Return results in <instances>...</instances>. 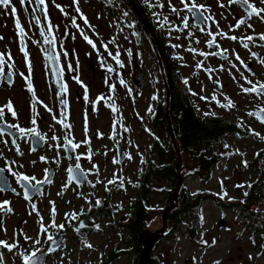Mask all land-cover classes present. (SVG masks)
Instances as JSON below:
<instances>
[{"label":"flooded vegetation","instance_id":"obj_1","mask_svg":"<svg viewBox=\"0 0 264 264\" xmlns=\"http://www.w3.org/2000/svg\"><path fill=\"white\" fill-rule=\"evenodd\" d=\"M150 2L154 5L153 7H148L145 0H79L80 12H77V5L73 3V0H46L48 20L43 19V13L41 12H37L36 15L41 17V26H46L48 21L54 26L53 34L57 37L55 54H58V62H53L46 59L47 53L43 51L44 48L50 49L51 46L43 44V38L39 35L40 26L33 25L31 28L29 27L32 20L30 13L34 5H26L29 9L26 13L19 5L18 0H13V4L18 9L21 23L28 33L25 43L32 65L31 83L35 96L27 90L26 81L20 75V73H23L24 76H28V67L25 63V57L20 51V39L14 26V18L10 13H6L5 10L0 8V37H3V39H0V53H10L12 57V60L9 61L5 56L3 75L0 76V107L11 101L16 112V116L13 117L5 109L4 121L0 122V129H3L5 133L3 137H0V153H2L0 168L6 169L11 166L13 171L35 176L37 180H43L45 169H48L49 179L51 180V183L38 186L39 193L29 188L30 199H25L22 185L27 186V183L22 181L18 184L15 177L7 170L0 173V188L5 189V191H0V202L9 201L6 207L11 208L10 212L0 211V240L18 244V247L12 251L0 247L4 264H8L6 261L8 258L11 260V264H23L19 253L31 252L34 248L41 249L42 252L48 251L50 242L45 243L46 237L42 241V246L40 244L34 246L31 244L23 245L29 242V240L24 239V235L27 234H24L23 225L31 223V215L35 211L33 205L45 193V190H50L56 185L58 190H71L72 186L79 188L89 186V188H93V183L90 180L89 182L84 181L81 185L68 181L67 170L74 167L77 162L72 163L74 150L69 149L66 152L64 147H55L57 144L63 145L65 143L64 134L68 130L58 124L53 117L56 116L59 119L61 118L59 115L61 112L67 114L66 122L71 125V138H73L70 99L85 100V88L87 89L88 99L92 96V86L87 81L88 73L98 69L103 76L114 73L115 79L121 80L123 68L116 64L115 60L109 56V52L116 55L118 51L119 59L122 62L123 56L130 58L129 52L133 56L138 54L137 58L141 59L140 50L142 48L147 47L148 50L146 51L149 54L153 50L159 70L156 80L162 83L163 97L157 96L152 112L155 111L159 99L164 100L165 107V83H167L169 90L170 84H172L174 94L186 92L192 96V93H194L193 86L203 87L201 85L202 80H207L209 83L208 94L215 107L218 106L212 99L213 96L222 103H226L224 96L230 97L235 104V107L231 109L224 108L226 112L228 111L231 114L229 119L219 116L224 122L232 123L237 127L238 131H233L231 134L236 136L245 135L249 119L258 127H264V123H261L259 119L247 114L250 111L260 112L261 109H264V95L245 94L241 92L240 88L241 84L250 87L241 77V73L254 83L257 81L264 83V65L259 63V60L264 58V47L260 46L264 42L258 39L249 42V48L251 49L249 51V49L242 47L240 40L234 41L223 36H217L216 39L220 48L228 50L229 59L226 60L220 56H208L205 59L203 56L194 55L187 51L189 47L203 52L214 50V48L210 49L206 45V40L210 37L206 35V32H201L199 27L195 26L199 22L186 9L181 11L179 15L173 13L168 0H160V3L164 5L162 8L155 6L156 0H150ZM188 2L190 3L191 0H188ZM195 2L206 5L209 9L207 14L212 15L215 21L218 22L219 29L212 21H208L210 30L213 33L219 30L229 36L235 35L237 37L258 36V34L264 33V21L255 16L248 20L252 28L246 26L234 28L237 20L245 16L244 8L240 5L228 6V0H221L225 4V7L221 8L218 0H195ZM253 2L257 7H264L260 0H253ZM171 3L177 9H183L180 0H171ZM56 5H60L64 11L62 12ZM153 13H159L160 20L167 17L169 23L161 28L157 16H154ZM184 17L188 18V28L183 26L182 20ZM84 18L87 19V23L84 22ZM73 19L75 24L79 25V28L73 25ZM200 26L203 27L204 25ZM177 28L180 30H175ZM230 28L234 30L230 31ZM80 29H83L84 33L96 44L95 49L83 39ZM33 40H38L41 43L37 45L33 43ZM197 40L199 43L196 42ZM105 44L108 46V51H105L103 47ZM173 45H180V47H173ZM64 52L67 53L66 57L63 55ZM233 52L239 54L251 69V73L255 75H251L239 61L235 60V56L231 55ZM252 52L257 54L256 57L251 55ZM177 57H183V59H177ZM202 60L204 61V68L213 69L214 71L207 72L204 68H198L196 65ZM229 60L236 64V68L231 67ZM101 61H103V66ZM77 63L79 64L78 68ZM9 64L12 65L11 68ZM69 64L74 71L69 70ZM221 65H223V70H221ZM109 67H113L114 71L109 72ZM53 69L56 71L62 70L59 78L54 74ZM8 73H11V75L9 76ZM75 77H78L79 82ZM185 79L188 81L187 85L184 83ZM133 83L137 91L141 92L144 86L141 75H138V79L134 80ZM62 86H66V90L62 91ZM115 89L116 87L112 91L114 92ZM127 91L128 93L132 92V89L128 86ZM61 98L67 101L66 106L60 103ZM45 105H47V108H45ZM48 109L52 111L50 112ZM261 115L264 114L261 112ZM33 117L37 120L36 125L31 124ZM241 121L243 127L238 126ZM8 124H18L24 128L35 127L44 136V140L37 141L34 137H20L14 129L8 128ZM53 134L58 137V140L53 141L51 139ZM5 140L7 144L2 142ZM261 140L264 141V137H261ZM117 143L118 141L115 143L117 158L119 155L118 146H120V151L124 152V159L120 162L122 163L127 158V152L121 149V144ZM262 151L263 149L257 150L256 154ZM40 157H45V160H41ZM12 161L16 163L12 164ZM257 169L259 175L255 180V186H252L251 189L245 187L243 190H261L264 167L259 161H257ZM84 170L88 176L90 174L89 170ZM65 184H67V187H65ZM12 189H15V191H12ZM78 196H81V194L79 193ZM107 197L104 199H108ZM109 211L108 208L104 214L99 216H110ZM86 215L91 216V222L80 228L78 222ZM96 217L98 216L95 210L90 213L80 211L77 219L73 220L71 224L62 223L65 225L63 230L49 229V234L55 236L63 234V241L60 244L61 246L56 251L48 253V256L60 251L66 241L70 239L67 232L68 225L70 229L73 228L75 232L82 235L89 230ZM77 228H80V230L77 231ZM27 236L30 237V235Z\"/></svg>","mask_w":264,"mask_h":264},{"label":"rangeland","instance_id":"obj_2","mask_svg":"<svg viewBox=\"0 0 264 264\" xmlns=\"http://www.w3.org/2000/svg\"><path fill=\"white\" fill-rule=\"evenodd\" d=\"M146 50L147 47L140 50L141 59L137 58L138 54L133 56L131 53L130 58L123 56L121 79L125 81L124 85L120 84L119 79H115L114 73L103 76L95 69L93 72L90 71L87 77L92 86V96L87 101L70 99L74 142L88 141L81 143L80 147L74 150L72 163L77 162L76 155H81L80 166L91 170L88 177L95 186L93 188L72 186L71 190H58L56 185L50 190H45L35 204V211L31 215L32 224L23 225L24 234L30 235L33 239H40V246L43 245L45 236L38 235L40 218H43L45 225L50 223L53 207L50 202H54L57 224L63 222L71 224L73 220L66 219V213L78 215L80 211L90 213L98 207L95 206L96 200L101 202L107 196H110L107 198L116 208L114 207L110 216L96 217L89 230L82 235L73 228L70 229L68 225L70 239L60 251L48 256L46 264H139L134 262L136 251L125 225L128 222L125 216L129 213L130 204L139 194L136 183L139 182V172L144 169L145 160L150 154L154 133L162 134L163 137L168 134L164 126L155 127L151 118L152 111H149V108L152 110L154 108L153 96L162 98L163 90L162 83L156 80L159 70L153 50L150 54ZM138 75H141L144 81L141 92L137 91L133 83L138 79ZM109 85L116 87L114 92L110 90ZM201 85L203 87L193 86L197 95H190L199 107L198 114L211 112L229 119L230 112L215 107L212 103L208 94V81L202 80ZM128 86L132 92L128 93ZM102 95L105 98L111 97L107 103L114 102L117 112L114 113L111 107L106 106L105 100L96 103L95 110L93 109L92 102ZM201 96L208 99L202 100ZM114 120L118 121L115 133ZM248 122L245 135H225L221 141L215 143L214 147L221 157L206 181L190 175L189 169L194 163L183 154L180 170L183 182L180 190L185 185V190L190 193L202 189L210 195L195 213L197 217L195 235H190L182 229L167 235L169 230L167 219L164 236L152 250L153 264H216V262L264 264V249L259 247L257 238L251 229L246 227V222L252 221V210L262 208V200L248 204L240 197L245 187L251 189L255 186V180L259 175L256 152L264 149V141L261 140V137H264V127H258L251 119ZM255 133H259V136ZM113 135L115 139L110 138ZM117 141L122 145L121 149L127 152V158L122 163L113 162L117 158L115 145ZM225 145L229 147L226 148ZM89 154L91 160L86 158ZM243 161H247V166ZM259 163L264 164V158ZM93 165L97 166L98 174ZM114 173L123 180L122 187L119 186V180L115 184L108 183L114 179ZM166 185L165 179H157L152 182L147 192L146 218L147 228L150 230H155L162 224L161 213L166 204L163 188ZM79 193L81 196H78ZM241 203L245 204V209L241 208ZM222 218L226 222L225 226L219 225ZM201 241L208 243L205 245ZM29 244L34 246L33 240L23 245ZM88 244L92 247H87ZM126 251L129 252L121 253ZM6 261L11 264L9 258Z\"/></svg>","mask_w":264,"mask_h":264},{"label":"snow or ice","instance_id":"obj_3","mask_svg":"<svg viewBox=\"0 0 264 264\" xmlns=\"http://www.w3.org/2000/svg\"><path fill=\"white\" fill-rule=\"evenodd\" d=\"M19 5L24 9V11L26 13H28L29 9L26 5H34L32 7V11L30 13V15L32 16V20L29 23V27L31 28L33 25L35 26H40L39 27V35L40 37L43 38V44L45 45H50V49L49 48H44L43 51L45 53H47L46 59L51 60L53 62H58V54H55V48H56V41H57V37L53 34V30H54V26L51 24L50 21H48V23L46 24V26H41V17L37 16L36 13L37 12H41L43 13V19L45 21L48 20V10H47V4H46V0H18ZM146 4L148 5V7H153L154 5L150 2V0H145ZM181 4L183 5V9H177L175 6L172 5L171 0H168V4L169 7L171 9V11L173 13H176L177 15L180 14L181 11H183L184 9L187 10L188 13L191 14L192 17H194L199 23L197 25H195L196 27H199V30L201 32H206V35L208 37H210V39L206 40V45L208 46V48L212 49L214 48V50L210 51V52H203V51H199L195 48L189 47L187 49V51H189L190 53L196 55H200L203 56L205 59L208 58V56H220L226 60L229 59V54H228V50L227 49H221L220 45L217 43V36H223L227 39L230 40H240L241 45L243 48L245 49H249V51H251V49L249 48V42H254L256 39H258L261 42H264V33H260L258 34V36H253V35H247L245 37H237L235 35L229 36L227 33H224L223 31H217L215 33H213L210 30V26L208 25V21H212L213 24L216 25L217 29H219V25L218 22L215 21L214 17L212 15L207 14L209 12V9L206 5L203 4H197L195 2V0H191V2L189 3L188 0H180ZM73 3L77 5L76 7V11L80 12V9L78 7V3L79 0H73ZM261 4H264V0H260ZM218 4L219 7L224 8L225 4L221 2V0H218ZM231 5H240L241 7L244 8L245 11V16L241 17L240 19L237 20L236 25L234 26V28H240L241 26H246L247 28H252V25L250 23H248V20H250L253 16L258 17L261 21H264V7H257L255 5V3L253 2V0H228V6ZM58 8H60V10L63 12L64 9L60 7V5H56ZM155 6H159V7H163L164 5L162 3H160V0H156V5ZM0 8H2L3 10H5L6 13H10L12 15V17L14 18V26L17 30V35L20 39V51L23 53L24 57H25V63L28 67V76H24L23 73H20V75L25 79L26 84H27V90L33 94V96H35L34 93V89L31 83V74H32V65H31V60L29 57V52L26 50L27 46L25 43V39L28 37V33L25 31V28L23 27L20 17L18 15V9L17 7L13 4V0H0ZM65 15H67V13H65ZM125 15H127V13H125ZM154 16H157L158 18V23L160 25L161 28L165 27V25H167L169 23L168 18L164 17L163 20L159 19V13H153ZM84 22L87 23V19L84 18ZM183 26L184 28H188L189 24H188V18L184 17L182 20ZM73 25L77 28H79V25L75 24V20L73 19ZM200 25H204L203 27H201ZM177 31H179L180 29L177 28L175 29ZM234 30L230 28V31ZM80 33L81 36L83 37V39L89 44L91 45L94 49L97 47L96 44L93 42L92 39L89 38V36L87 34L84 33L83 29H80ZM0 39H3V37H0ZM197 43H199V41H196ZM33 43L39 45L41 42L38 40H33ZM260 46L264 47V43H262ZM105 51H108V46L105 44L104 46ZM173 47H180V45H173ZM109 56L112 57L113 60H115L116 64L119 65L120 67H124L123 63L120 61L119 59V52L117 51L116 55H113L111 52L108 53ZM63 55L66 57L67 53L64 52ZM129 55H131V52H129ZM231 55L235 56V60L239 61V63L241 65H243L244 69L247 70L248 72L251 73V69L248 67V65L241 59V57L239 56L238 53H231ZM251 55L253 57H256V53L252 52ZM5 56H7V60H12L11 54L10 53H0V76L3 75V68H4V64H5ZM177 59H183V57H177ZM102 66H103V61H101ZM229 63H231V67L232 68H236V64L232 63L231 60H229ZM259 63H261L262 65H264V58H261L259 60ZM198 68H204V61H199L196 65ZM9 67L11 68L12 65L9 64ZM79 67V64L77 63V68ZM221 70H223V65L220 66ZM68 68L70 71H74V69H72V66L69 64ZM205 71L207 72H212L214 71L213 69H209V68H204ZM239 70V69H237ZM62 71V70H61ZM61 71H56L55 69H53L54 74L59 78V76L61 75ZM109 72L114 71L113 68L109 67L108 68ZM8 75L10 76L11 73H8ZM251 75H255L254 73H251ZM241 77L244 79L245 83L250 85V87H245L243 84L240 85L241 88V92L245 93V94H249V93H254L256 95H264V83L262 82H253L251 79H249L248 77H245L243 75V73H241ZM75 79L78 80V77H75ZM184 83L187 85L188 81L185 79ZM217 83H219V81H217ZM120 84L124 85L125 81L123 79L120 80ZM110 90H114L115 86L114 85H109ZM222 87V85H221ZM66 90V86H62V91ZM192 95H197V93H192ZM156 96H153V99H156ZM88 97H87V89L85 88V100L87 101ZM200 99L202 100H207L208 97L205 96H201ZM212 99L216 102L218 107L221 108H225V109H231L233 107H235L234 102L231 100L230 97L224 96V100L226 101V103H222L220 100L216 99L215 96L212 97ZM101 100H105L106 102V106L111 107L112 111L115 113L118 111V109L116 108L114 102L112 104H108V100H111V97H107L105 98L103 95L98 97L96 101L92 102L93 103V109L95 110V104L98 103ZM39 102V101H38ZM42 103V102H39ZM60 103L62 105H67V101L64 100L63 98H61ZM45 108H47V105H45ZM5 109H7V111L9 113H11V115L13 117L16 116V112L13 109V105L12 102L9 101L5 106L0 107V122L4 121L5 118ZM48 111H52L51 109H48ZM149 111L151 112L152 109L149 108ZM261 112H264V109H261L260 112H248L247 114L249 116H255L257 119L260 120L261 123H264V115H261ZM206 116L207 115H215V113H211V112H206L204 113ZM38 115V113H37ZM61 118H57L56 116L53 117L54 120H56V122L58 124H61L62 127L64 129H67L68 132H66L64 134V141L65 143L63 145H55V147L59 148V147H64L65 151L67 152L69 149L71 150H75L78 149L81 145V143H88L87 140L85 141H81V142H74V139L71 138V125L69 123L66 122L67 120V114L65 112H61L60 114ZM118 123V121H113V131L115 133V127L116 124ZM31 124L32 125H36L37 124V120L35 117H33L31 119ZM239 127H243V122L241 121L240 124H238ZM8 128L10 129H14L20 137H34L36 138L37 141H43L44 140V136H42L35 127L32 128H24L19 126L18 124H8ZM250 130V129H249ZM125 131H127V129H125ZM251 131V130H250ZM5 135L3 129H0V137H3ZM9 135H11V133H9ZM255 135L259 136V133H255ZM112 139H115V135H113L112 137H110ZM51 139L53 141L58 140V137L53 134ZM3 143L7 144V141H2ZM13 143H15V141H13ZM225 147H229L228 145H225ZM35 150V149H33ZM90 151V150H89ZM238 151V150H237ZM0 156H2V153H0ZM87 159L91 160V155L89 154L87 157ZM131 158V157H129ZM41 160H45V157H40ZM77 163L75 164V169L73 168H69L68 171V181L69 182H73L76 181V176L74 175V171L75 170H80L81 166H80V159H81V155H76L75 157ZM114 163L117 162L115 159L113 161ZM143 162V160L141 161ZM12 164H15V161L11 162ZM35 163V162H33ZM244 165L247 166V161H243ZM22 167V165H21ZM94 169H97L96 165H93ZM5 170H7L9 173H11V175L13 177H15L16 182L19 184L22 181L27 183V186H23L24 187V198L25 199H30V194H29V188L35 190L37 193L40 192L38 185L44 184V183H51V180L49 179V170L45 169V177L43 180H37L35 176H28L25 175L23 173H19L16 171H13L11 166H8L6 169L5 168H0V173H3ZM91 171V170H89ZM81 174L83 175V171L81 170ZM97 174H98V169H97ZM114 179L113 180H109L108 183L109 184H115L117 183V180H119V186L122 187L123 186V180L121 178L116 177V174L114 173ZM34 182V183H33ZM99 182V181H97ZM222 183V182H221ZM95 185H93L94 187ZM65 187H67V184H65ZM238 187H242V186H238ZM107 190V188H106ZM0 191H5L4 188H0ZM12 191H15V189H12ZM248 193L246 192L245 195H247ZM226 195V193H225ZM53 204V207L51 209V221L49 224L45 225L43 218H40V231L38 233V235H44L46 237L45 239V243H49V247H48V253H51L53 251H56L61 245L58 243L57 238L55 235L53 234H49V229L50 228H55V229H59V230H63L65 225L64 224H57L56 220H55V214H56V209L54 206V202H50ZM100 201L96 200L95 202V206H99L100 205ZM9 204V201H3L0 202V211H7L10 212L11 208L6 207ZM33 209L35 210V205H33ZM77 213H66L65 217L68 220H76L77 219ZM84 225L83 223L80 224V228H83ZM98 227V226H97ZM80 228H77L76 230L79 231ZM24 239L27 240H33V244L34 245H38L41 243L40 239H33L32 237H29L27 235H24ZM202 243H204L205 245H207V241H201ZM214 243V241H213ZM87 247L91 248L92 246L90 244L86 245ZM0 247L6 248L9 251H12L14 248L18 247V244L13 242V243H9L8 241H4V240H0ZM42 252L41 249L38 248H34V250H32L31 252H24V253H19V255L22 257V262L23 264H38L39 260H40V253ZM46 255V253H45ZM251 258V257H250ZM0 264H4L3 261V255L2 253H0ZM216 264H218V262H216Z\"/></svg>","mask_w":264,"mask_h":264},{"label":"trees","instance_id":"obj_4","mask_svg":"<svg viewBox=\"0 0 264 264\" xmlns=\"http://www.w3.org/2000/svg\"><path fill=\"white\" fill-rule=\"evenodd\" d=\"M170 86L169 110L180 155L183 157V154H185L194 163L189 169L190 175L206 181L211 171L219 163L221 157L214 147L215 143L221 141L223 136L229 135L233 131L237 132L238 129L232 123L224 122L219 116L198 114L199 107L194 103L191 96L186 92L174 94L172 84ZM157 104L155 111L152 112L153 123L155 127L164 126L168 134H166V137H163L162 134L154 133L150 144V154L145 160L144 169L139 172V182L136 183L139 194L134 202L130 204L129 213L126 214L128 221L126 225L134 244L133 249L136 251L134 255V262L136 263H139L141 252L138 234L148 226L146 218L147 192L151 188L153 181L157 179H165L167 181V185L163 188L166 199V204L162 208L163 211L168 205L177 180L175 167L177 154L167 127L164 100L159 99ZM263 158L264 149L261 153L256 154L257 161L262 162ZM261 164L264 167V164ZM182 188L179 191L180 193L174 207L168 214L169 230L167 231V235H172L177 229H182L190 235H195L197 233V217L195 213L197 210L199 211L200 204L210 195L202 189H196L190 193L185 190V185ZM246 192L248 193L247 195H245ZM240 197L241 200L248 202V204H254L262 200V208L252 210V221L246 222V227L250 228L255 238H257L259 247L264 249V176L261 190H245L241 193ZM244 205V203H241L242 209H245ZM109 207H112L109 211L112 214L115 206L110 204L109 199H105L96 207V215L104 214ZM112 256L115 255L112 254ZM152 258H154V255Z\"/></svg>","mask_w":264,"mask_h":264},{"label":"water","instance_id":"obj_5","mask_svg":"<svg viewBox=\"0 0 264 264\" xmlns=\"http://www.w3.org/2000/svg\"><path fill=\"white\" fill-rule=\"evenodd\" d=\"M165 89H166L165 115H166V119H167V127L169 130V135H170V138L172 140V143L174 145V148H175V151L177 154V160H176V164H175L177 180H176L172 195L168 201V205L161 213V219H162L161 226L155 230H150L149 228H144L138 234V240L141 244L139 264H153L152 250L155 247L156 242L164 236L165 230L167 228L168 214H169L170 210L174 207V205L178 199V194H179L182 182H183L182 176L180 174L181 155H180L179 148H178L176 140H175V135H174L172 123H171V116H170V110H169V88H168L167 83H165ZM262 113L264 114V112H262ZM117 150L119 153L117 160L120 163L124 159V152L120 151V146H118ZM72 168L75 169V166ZM81 170L84 173L83 175L81 174ZM74 175L76 176V181H73V182L77 185H81L84 181L89 182V178L87 176V173L82 168L80 170H75ZM38 186H40V185H38ZM90 222H91V216L86 215V216L82 217L78 223H79V225L81 223H83V225L85 227ZM219 225L220 226L226 225V222L223 218L219 220ZM56 238H57L58 243L61 244L63 241V234L57 235ZM45 253H46V255H45ZM39 255L41 258H40L38 264H46L48 251L41 252Z\"/></svg>","mask_w":264,"mask_h":264}]
</instances>
